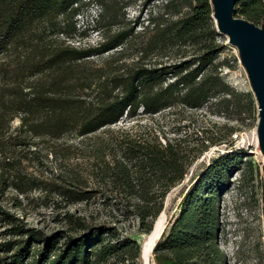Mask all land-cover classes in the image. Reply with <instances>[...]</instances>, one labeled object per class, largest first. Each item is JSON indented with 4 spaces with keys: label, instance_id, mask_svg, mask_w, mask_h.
<instances>
[{
    "label": "trees",
    "instance_id": "16d2710c",
    "mask_svg": "<svg viewBox=\"0 0 264 264\" xmlns=\"http://www.w3.org/2000/svg\"><path fill=\"white\" fill-rule=\"evenodd\" d=\"M80 1L0 0V60L14 52H27L0 64V264H140L141 246L117 220L92 224L69 214L68 229L46 234L3 206L11 189L27 191L22 160L12 155L35 146L34 138L60 139L66 134L88 138L107 130L113 136L95 147L92 175L109 188L103 198L112 202L114 219L136 221L138 234H150L167 195L183 182L199 154L217 141L205 137L201 144L192 145L195 139L190 135L164 136L161 141L157 135L129 129L114 133L110 128L125 116L135 117L140 108L147 115L179 105L200 109L218 98L219 105L233 103L244 111L246 104L240 98L244 96L248 111L253 110L252 93L236 92L216 64L226 47L215 26L212 0H189L187 15L158 21L144 48V53L190 50V56L160 67L138 66L126 75L105 79L98 84L95 101L61 93V80L33 82L37 75L114 50L134 35V27H124L96 46L47 45L41 26L48 23L56 33L73 35L75 27L67 30L59 18L78 15ZM233 15L263 27L264 0H239ZM17 117L21 123L11 131ZM243 163V153L232 150L206 166L157 241L156 264H227L220 247V201L232 185V174L241 171ZM92 191L68 193L74 202H87Z\"/></svg>",
    "mask_w": 264,
    "mask_h": 264
},
{
    "label": "rangeland",
    "instance_id": "374dc122",
    "mask_svg": "<svg viewBox=\"0 0 264 264\" xmlns=\"http://www.w3.org/2000/svg\"><path fill=\"white\" fill-rule=\"evenodd\" d=\"M88 1L79 2L80 13L74 18H59L61 22H66L62 26L67 30L75 27L73 35L56 33V29L48 23L41 26L45 30L47 45L79 48L96 46L124 27H134V35L114 50L72 64L67 69L58 68L37 75L31 79L33 82L61 80V93L95 101L98 84L105 79L126 75L138 66L168 65L192 54L190 50L185 54L183 51L179 53L177 48L144 53L148 40L155 32V24L160 20H175L187 15L190 12L189 0H91L94 4L87 5ZM222 36L220 41L226 48L216 64L220 66L222 77L236 92L252 93L254 105L251 112L248 111L249 103L244 96L240 97L246 104L244 111L233 103L219 105L218 98L200 109L179 105L147 115L140 108L135 117L125 116L110 130L114 133L118 129L145 132L157 135L161 141H164V136L176 138L190 135L195 139L192 145L201 144L205 137L217 141L199 154L183 182L167 195L163 211L166 227L178 214L182 198L206 166L219 154L241 151L244 161L242 170L232 174V185L222 193L220 201L223 221L220 247L227 256V264H264V150L261 145L259 102L248 70L242 63L239 47L232 44L228 36ZM26 54L24 51L14 52L2 58L0 64L17 60ZM20 123V118H15L11 123V131ZM111 136L107 130H102L88 138L75 134H66L60 139L46 136L34 138L35 146L18 150L12 155L22 160L27 191L24 194L15 188L11 189L2 202L3 206L28 226L39 228L46 234L68 229L69 214L92 224L117 220L118 226L142 246L150 234H138L136 221L120 222L121 216L114 219L110 213L113 211L112 202L103 198V193L109 194V188L98 184L92 175L96 160L93 151L101 144V140ZM208 143L206 141L205 144ZM68 190L93 191L87 202H74ZM139 263L142 264L141 259Z\"/></svg>",
    "mask_w": 264,
    "mask_h": 264
},
{
    "label": "water",
    "instance_id": "95a60500",
    "mask_svg": "<svg viewBox=\"0 0 264 264\" xmlns=\"http://www.w3.org/2000/svg\"><path fill=\"white\" fill-rule=\"evenodd\" d=\"M238 1L212 0L214 5L213 19L216 23L217 31L222 35L228 36L230 42L237 45L240 49L242 63L248 70L254 92L259 102L261 145L264 150V26L258 27L248 20L234 17V8ZM159 217L155 221L152 232L155 230ZM164 231L161 232L154 242L152 252ZM140 259L142 260V264H149L148 257L146 260L145 251L142 246Z\"/></svg>",
    "mask_w": 264,
    "mask_h": 264
},
{
    "label": "bare ground",
    "instance_id": "6f19581e",
    "mask_svg": "<svg viewBox=\"0 0 264 264\" xmlns=\"http://www.w3.org/2000/svg\"><path fill=\"white\" fill-rule=\"evenodd\" d=\"M163 213L164 212H162V214L160 215V217L157 221L155 230L152 233H150V236L146 240V242L144 244L142 243V247L144 248L145 255H146V260L148 257V263L149 264H155V261L151 259L152 248H153L154 242L157 240V238L159 237L161 232H163L166 229V216Z\"/></svg>",
    "mask_w": 264,
    "mask_h": 264
}]
</instances>
